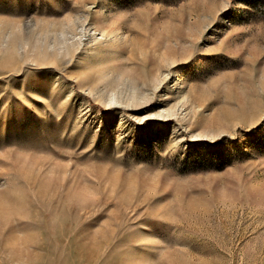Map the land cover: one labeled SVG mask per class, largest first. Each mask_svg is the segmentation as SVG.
Returning <instances> with one entry per match:
<instances>
[{"label": "rangeland", "instance_id": "obj_1", "mask_svg": "<svg viewBox=\"0 0 264 264\" xmlns=\"http://www.w3.org/2000/svg\"><path fill=\"white\" fill-rule=\"evenodd\" d=\"M0 264H264V0H0Z\"/></svg>", "mask_w": 264, "mask_h": 264}]
</instances>
